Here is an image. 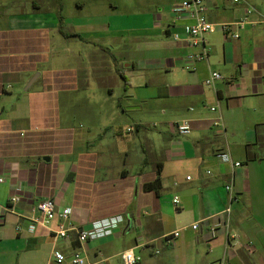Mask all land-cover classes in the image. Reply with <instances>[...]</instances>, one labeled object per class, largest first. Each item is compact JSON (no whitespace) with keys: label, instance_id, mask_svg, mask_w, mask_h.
Returning a JSON list of instances; mask_svg holds the SVG:
<instances>
[{"label":"crops","instance_id":"0c3cea01","mask_svg":"<svg viewBox=\"0 0 264 264\" xmlns=\"http://www.w3.org/2000/svg\"><path fill=\"white\" fill-rule=\"evenodd\" d=\"M176 1L156 4L146 24L113 27L98 11L87 22L65 16L61 0H0V204L18 191L17 210L31 216L38 199L53 197L84 228L123 215L113 234L84 243L86 264H123L121 252L131 247L140 264H207L224 256L230 264L240 256L264 263V0H207V16L217 25L205 36L208 57L194 62L187 56L201 48L190 45L176 20ZM244 16L254 22L239 29V38L225 34L224 23ZM121 36L125 50L116 52ZM212 70L222 74L214 86L205 82ZM116 74L128 109L148 111L155 100L154 115L126 129L135 128L139 145L119 140L129 110L114 101ZM97 87L95 110H61L63 93ZM78 115L92 118L91 126H75ZM218 116L223 127L214 124ZM182 119L191 123L188 135L177 132ZM226 150L242 165L223 161L218 154ZM138 152L140 166L132 172ZM159 167L157 194L143 186ZM228 205L229 231L239 236L229 248ZM56 226L32 231L28 217L8 213L0 225V264H72L57 262L53 250L71 257L80 246L76 232L54 240Z\"/></svg>","mask_w":264,"mask_h":264},{"label":"built area","instance_id":"2783aa9c","mask_svg":"<svg viewBox=\"0 0 264 264\" xmlns=\"http://www.w3.org/2000/svg\"><path fill=\"white\" fill-rule=\"evenodd\" d=\"M206 2L207 0H179L172 5V11L176 17V20L183 22L190 45L201 48L199 51L191 52L187 56L188 60L192 62L208 57L209 51L205 46V36L208 33L215 31L217 25L207 16ZM250 12H252V8L247 10L248 14ZM252 22L254 21L249 20L248 16H244L234 22L224 23L222 26L225 34L233 38H239V29ZM260 22H264V18H262ZM174 37L178 39L180 38V34L175 33ZM221 78L222 74L219 71L212 70L206 77L205 82L208 85L214 86L215 81ZM212 110H216V107H212ZM221 118V116H218V118L215 119L214 124L223 127ZM176 129L180 135H188L192 131V126L188 119H182L176 122ZM218 155L223 161L231 162L232 166L234 167L242 165L240 161H233L230 152L227 150L219 152ZM187 178L190 179L191 176L188 175ZM0 180H2L1 177ZM226 187L230 194V200L232 201L235 198L233 180H230ZM17 192H14L10 195L7 204H0V225L6 222L8 213L14 212L19 217H28L29 228L32 231L38 226L47 228L51 227L52 222L57 221V226L52 227L51 229L54 240L69 239L71 237V233L76 232L77 240L80 246L74 247L72 249L71 257H68L67 253L61 249L55 248L53 250V257L59 263L69 259L72 264H86L87 258L82 251L84 243L89 240H94L113 234L115 229H117L119 225L124 222V216L117 214L96 219L92 222V225L89 228L79 227L74 225L70 220L72 209L70 207L58 208L56 200L53 197L38 199L36 204L37 212L31 216H26L22 212H19L16 208V205L21 201V195ZM173 200L176 204L179 203L178 197H175ZM224 211L226 213L225 226L228 230L227 246L229 248L232 246V244L238 242L239 236L238 234L229 231V217L232 211L231 205H228ZM193 228H198V223L193 224ZM17 229H20V226H17ZM212 230L215 232V227L212 228ZM173 234L177 236L179 235V232L176 231ZM121 258L123 264H140L142 261L141 255L136 253L132 247L124 249L121 252ZM207 264H230V260L229 257L224 256L214 262Z\"/></svg>","mask_w":264,"mask_h":264},{"label":"rangeland","instance_id":"374dc122","mask_svg":"<svg viewBox=\"0 0 264 264\" xmlns=\"http://www.w3.org/2000/svg\"><path fill=\"white\" fill-rule=\"evenodd\" d=\"M57 1V0H56ZM63 3V14L65 16H68L69 18L74 17H80L82 18V21L87 22V16L88 14L92 12H99L100 14V21L101 22H109L112 24L113 27L115 26H124V25H143L146 24V20L148 21L150 19L149 16L146 15V12H153L152 8L155 7L156 4L159 2L170 3V0H61ZM80 3H82L83 9L80 8ZM111 4L114 5L113 8H111ZM72 22V20H70ZM79 21V20H78ZM136 23V24H135ZM86 24V23H85ZM86 26V25H85ZM124 39L123 36H121L119 39L116 40V52H122L125 50V48L119 46L122 44V40ZM71 47L77 49L76 40H72V44H70ZM117 57H122L121 53H116ZM72 64V63H70ZM74 64V62H73ZM123 82V79L120 75H115V78L113 79V83L115 86V92H116V99L114 101L120 102L123 104V107L126 110H129L126 115L122 117V121L120 122L118 129L119 133L123 138L121 139H128L131 141L136 142L139 145V141H141V138L137 136V131L133 130V132L127 131V127H134V123L137 121L139 117H150L153 116L155 112H150V110L154 109L155 106V100L151 99L149 104L153 107H148V111L146 110V107L144 109H128L130 104H125V100L121 96V83ZM103 89V87H102ZM102 90L100 87H97V91H91V90H69L68 92H65L62 94V103H61V110H95V107H97V101L98 97L100 96ZM97 96V97H96ZM61 101V100H60ZM162 110H158L157 117H161ZM164 117V116H163ZM91 122L88 119L82 120V117L78 115V118L74 120L75 126H80V123L85 125L86 127L91 126ZM157 123V120L155 118L151 119V125L153 123ZM148 127V126H147ZM81 128V127H80ZM149 128V127H148ZM93 135L95 136L97 134L96 127L93 128L92 131ZM107 140V139H105ZM120 145V144H119ZM140 158V152H138V155L134 154V164L131 165L132 172L137 171V169L140 166L139 162ZM117 164H119L117 162ZM103 171V170H101ZM180 219L187 220L188 216L186 214H183L180 216ZM235 230V228H232ZM230 230V229H229ZM239 241V239H238ZM241 242V240H240ZM252 245V244H251ZM257 245H260L256 242L254 243L249 250H253L257 247ZM247 263V264H264L257 256H250V257H243L240 256L237 259V264L240 263Z\"/></svg>","mask_w":264,"mask_h":264},{"label":"trees","instance_id":"16d2710c","mask_svg":"<svg viewBox=\"0 0 264 264\" xmlns=\"http://www.w3.org/2000/svg\"><path fill=\"white\" fill-rule=\"evenodd\" d=\"M124 79L126 78L124 77ZM162 186L163 185H162V177H161V167H159L158 175L155 178V180L145 183L143 187L145 190H154L157 194H160L162 190Z\"/></svg>","mask_w":264,"mask_h":264},{"label":"water","instance_id":"95a60500","mask_svg":"<svg viewBox=\"0 0 264 264\" xmlns=\"http://www.w3.org/2000/svg\"><path fill=\"white\" fill-rule=\"evenodd\" d=\"M46 160H49V157H45Z\"/></svg>","mask_w":264,"mask_h":264}]
</instances>
